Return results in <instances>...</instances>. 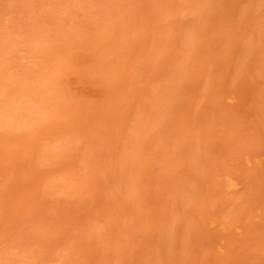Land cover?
Instances as JSON below:
<instances>
[{
	"label": "rangeland",
	"instance_id": "obj_1",
	"mask_svg": "<svg viewBox=\"0 0 264 264\" xmlns=\"http://www.w3.org/2000/svg\"><path fill=\"white\" fill-rule=\"evenodd\" d=\"M0 264H264V0H0Z\"/></svg>",
	"mask_w": 264,
	"mask_h": 264
}]
</instances>
